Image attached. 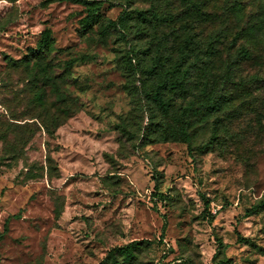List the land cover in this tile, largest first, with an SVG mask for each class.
<instances>
[{
	"label": "rangeland",
	"instance_id": "obj_1",
	"mask_svg": "<svg viewBox=\"0 0 264 264\" xmlns=\"http://www.w3.org/2000/svg\"><path fill=\"white\" fill-rule=\"evenodd\" d=\"M89 1L96 13L74 0H0V126L11 129L0 139V264H100L141 240V264H264V211L246 215L264 195V92L234 97L215 140L214 116L193 127L190 148L145 137L155 106L121 65L145 38L122 40L109 22L149 0ZM243 5L253 12L264 0ZM68 63L74 83L56 91L42 79ZM39 89L47 105L68 95L78 110L51 137L32 119Z\"/></svg>",
	"mask_w": 264,
	"mask_h": 264
},
{
	"label": "trees",
	"instance_id": "obj_2",
	"mask_svg": "<svg viewBox=\"0 0 264 264\" xmlns=\"http://www.w3.org/2000/svg\"><path fill=\"white\" fill-rule=\"evenodd\" d=\"M74 2L93 13L98 10V3L89 0ZM216 2L149 0L146 10L130 12L125 9L117 22H109L114 31L121 33L122 40H127L130 32L145 38L138 51L131 49L121 59L128 83L136 92L142 88L145 97L155 106L148 118L145 137L156 135V141L182 143L190 148L193 127L214 116L210 140H215L216 125L219 119L225 117L234 97L245 100L254 92H264V9L258 6L253 12H246L244 0H225L221 6L223 20L220 23ZM85 21H93V18ZM129 21H133L131 27H128ZM48 46L45 39L33 52L44 55ZM248 63L254 68L251 73L245 74L242 68ZM71 64H65L64 72L55 77H49L43 69L42 79L51 81L56 91L60 84L74 83L68 71ZM137 72L139 87L134 86L138 82ZM37 96L38 100L43 99L42 108L39 116L32 119L39 121L50 137L57 127L78 111L73 101L65 99L68 95L59 96L62 100L52 106L47 105L43 90H37ZM262 106L264 116V100ZM18 126H14L13 130L18 132L19 137L23 128ZM141 129L139 125L138 131ZM122 132L129 138L134 137L126 128ZM9 133V127L0 126V139L7 140ZM28 133L31 136L33 130L28 129ZM24 139L21 136L17 144H22ZM155 198L163 200L158 190ZM205 205L209 206V202L206 201ZM262 211L264 195L246 215ZM149 246V241L141 240L113 248L100 264H141ZM219 247H222L220 242Z\"/></svg>",
	"mask_w": 264,
	"mask_h": 264
}]
</instances>
